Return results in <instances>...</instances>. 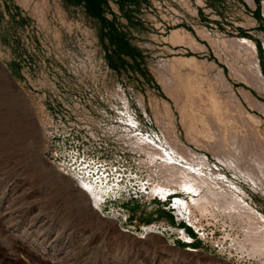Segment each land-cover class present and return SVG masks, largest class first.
<instances>
[{"label":"rangeland","instance_id":"1","mask_svg":"<svg viewBox=\"0 0 264 264\" xmlns=\"http://www.w3.org/2000/svg\"><path fill=\"white\" fill-rule=\"evenodd\" d=\"M227 6L223 25L203 12L197 27L168 0H148L143 23L101 20L84 3L0 0V61L22 90L0 74V264H264L226 205L237 195L264 213V95L244 82L253 58L241 50L253 41L264 75V30ZM113 28L130 53L117 56ZM180 28L197 29L207 54L180 45ZM163 148L180 168L190 155L193 173L170 178ZM189 179L201 192L184 189Z\"/></svg>","mask_w":264,"mask_h":264},{"label":"bare ground","instance_id":"2","mask_svg":"<svg viewBox=\"0 0 264 264\" xmlns=\"http://www.w3.org/2000/svg\"><path fill=\"white\" fill-rule=\"evenodd\" d=\"M172 35H173V38L176 39V41L177 40L178 41H181V43H185V44H188V45H192V43H196V40L190 34H184L183 35V34H180L179 31H175L174 34H172ZM245 41L246 42H244V44L245 43H248V44L242 45L241 50H242L243 53L247 54L248 56H252L253 59L249 61V63L247 64V66H244L243 67V69H244L243 70V73L245 74V75H243L244 82H246L247 84L251 85L258 92H260L262 95H264V75L262 74L261 69L259 67L258 59L255 57L257 54L256 55L253 54L254 53L253 51H255L254 49H256V45L254 43H252L253 41L250 42L251 40L245 39ZM193 58L194 57L191 56V58H187V59H183L182 58L183 60H178V61H185V62L187 61L186 63H188L190 59H192L194 61L195 58L194 59ZM0 70H1V73L0 74H2V72H3L4 77L6 78L7 82L9 83V85L13 86L15 89H17V90H19V91L22 92L21 87H19L18 83H16L11 78V76H10V74L8 72V69L6 68V66L4 64L1 63V61H0ZM257 101H259V100L257 99ZM256 104L257 105L259 104L261 106L264 105V103L261 104L259 102H256ZM150 142L153 143V140L152 141L150 140ZM162 150H163V152H162L163 154L161 156L165 157V158L162 157L163 159H166L165 162L168 160V163L170 162V165L173 166V162L176 161L175 164H174L176 166L174 168L175 169L174 172H172V173L169 174L170 178H174V179L175 178H177V179L179 178L180 172H179L178 169H181L182 170V168L183 169L184 168H187V170H189V173L192 172V170H194V169H192L193 168V165L191 163V161H193V159H192V157H190V155L188 156L187 154H183V153H180V155L177 154L182 160H184L187 163H189L188 166H185V167L183 166L182 168H180L179 167V164L176 165L178 162H177V160H175L172 157L171 152L168 151L167 149H164V148ZM172 150L176 154V151H175L176 149L172 148ZM257 163L259 164V167H260L259 170L261 171V174L264 175V161H261V162H258L257 161ZM170 171H171V169H170ZM182 171H184V170H182ZM187 175H188V177H187ZM184 176L187 177V179L188 178H191V177L193 178L192 175L190 177V175L188 174V172ZM189 181H193V182H189ZM189 181L188 180L187 181L184 180V183L181 181L183 183L182 185L185 187L184 189H189V190H192V191H195V192L196 191L199 192L200 191L199 190L200 189V186L196 185L199 188L198 189L194 185V180H192V179L190 180L189 179ZM195 184H197V183L195 182ZM90 188H92V187H90ZM161 189H162V191L159 190V189L158 190L161 191V193L163 194V197H165V195L167 194L168 191L163 190V188H161ZM155 190H157V189H155ZM93 193H91V194L93 195ZM200 194H203V196L200 197V199H199L200 202H199L198 205H200V207L203 208L205 206V204L208 202L209 196L206 193H200ZM101 195L102 194H98V195L92 196L93 197V202H94L93 203V206L95 207V209L99 213H101V207L99 206L100 200H102L101 199V197H102ZM192 201H194V200H192ZM174 205L178 208V211H182L181 208H183V207L186 208V207L189 206L186 202H184L183 200H181V198H179V197H176L175 198ZM226 205H227L228 208H230V209L232 208L233 211L236 210V212H238V215L240 216V218L242 217V219H245L247 221V224H249V226L251 227V230L250 231H252V233H251L252 234V238H253V240H252L253 243L252 244H254L253 249L255 248L256 251L264 254V213H262L261 211H259L258 209H256L252 204H250L248 201H246L244 197H237V195L234 196L231 199H227L226 200ZM232 210H230V211H232ZM242 221H244V220H242ZM246 221H244V222H246ZM248 229H249V227H248ZM247 239H248V237H247ZM248 241L251 243V240H248ZM168 243H170V241H168Z\"/></svg>","mask_w":264,"mask_h":264},{"label":"crops","instance_id":"3","mask_svg":"<svg viewBox=\"0 0 264 264\" xmlns=\"http://www.w3.org/2000/svg\"><path fill=\"white\" fill-rule=\"evenodd\" d=\"M107 2L108 4L105 6L104 12H103L104 19L105 17L109 18L108 15L110 13L111 15L112 14L115 15L116 18L118 19H119V15H122L123 13L125 15L135 13L137 14V16H135V18L130 17V19L133 18L134 20H137L143 23L142 18H141V9L145 4L148 3V0H107ZM168 2L174 12L184 13L187 19L190 21V23L193 24L192 26H194V24H197L196 25L197 27L201 26V23H203V21L201 20L203 17V12L211 13V16H213L211 18L215 24L223 25V23H220L218 21L217 17L221 18L220 15L229 14L226 11V9L228 8L227 4H233L247 12L246 14L244 13V11L240 10L241 12H243L244 18L248 20L249 22H251L252 28L254 29L261 28V30H264V0H168ZM223 10H225L224 13H223ZM157 15H159L157 17L158 20L172 18V16L170 17L171 13L170 15H167V14H164L162 10H158ZM225 20H227V18H225ZM205 22L208 23V21H205ZM230 22H233V21H230ZM190 23L189 24L186 23V26H189ZM233 23H235V25L237 24L236 22H233ZM235 25H227V26L229 28L233 27L234 29H236ZM181 31L183 32V35L184 34H190L191 36L193 35V30H187V29L182 30L181 29ZM194 31L196 33L194 37L198 41L197 37L201 38V36L198 33L197 29H195ZM248 31H250V29L245 30V32H248ZM197 41L196 43H192L191 45L192 47L198 48L197 50H193L188 44L187 45L180 44V45L196 53L201 52L203 54H207V51H209V49H205L204 47L202 48L201 47L202 43L198 41L200 43L199 44ZM171 223H173V226H172L173 228L177 230L184 229L185 234L187 236H189L192 240H196L195 231H193L192 227H190L189 225H185V224L181 225L185 227H179V223L178 221L175 220L174 217H172Z\"/></svg>","mask_w":264,"mask_h":264},{"label":"trees","instance_id":"4","mask_svg":"<svg viewBox=\"0 0 264 264\" xmlns=\"http://www.w3.org/2000/svg\"><path fill=\"white\" fill-rule=\"evenodd\" d=\"M65 1L71 5L84 3L86 5L87 11L91 15L98 17L101 20H105L103 16V12L105 6L108 4L107 0H65ZM109 25H111V23ZM108 34L111 37V40L116 41L115 43L117 46L115 45V51L117 56L122 55L126 52L130 53V51L128 50L129 47L122 33H118L116 29L113 28L110 29ZM245 36L249 37V35H245ZM259 49H260V55L262 56V48L260 45H259ZM182 224H183L182 222L179 223V227H185V226H181ZM195 244H198V241Z\"/></svg>","mask_w":264,"mask_h":264},{"label":"water","instance_id":"5","mask_svg":"<svg viewBox=\"0 0 264 264\" xmlns=\"http://www.w3.org/2000/svg\"><path fill=\"white\" fill-rule=\"evenodd\" d=\"M8 72H9V74H10L11 78L14 80V77H13V75L10 73V71H9V70H8Z\"/></svg>","mask_w":264,"mask_h":264}]
</instances>
